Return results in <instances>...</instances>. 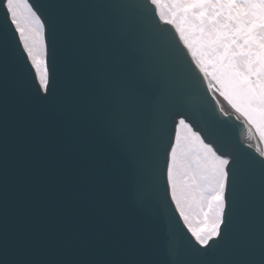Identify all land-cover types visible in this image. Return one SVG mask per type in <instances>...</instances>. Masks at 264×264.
I'll use <instances>...</instances> for the list:
<instances>
[{
    "label": "snow or ice",
    "instance_id": "6c2138e0",
    "mask_svg": "<svg viewBox=\"0 0 264 264\" xmlns=\"http://www.w3.org/2000/svg\"><path fill=\"white\" fill-rule=\"evenodd\" d=\"M0 16V264H264V0Z\"/></svg>",
    "mask_w": 264,
    "mask_h": 264
},
{
    "label": "water",
    "instance_id": "95a60500",
    "mask_svg": "<svg viewBox=\"0 0 264 264\" xmlns=\"http://www.w3.org/2000/svg\"><path fill=\"white\" fill-rule=\"evenodd\" d=\"M3 23V17L0 16V24ZM26 79L30 82V77H26ZM232 136L234 139H240L245 140L246 138V131L242 127H234L232 129ZM254 148V147H253ZM144 183V190H143V196L148 203L154 202V196L155 192L152 186L151 176L146 172L143 178ZM258 183H257V201H258ZM174 222V218H170L169 213H163L159 217V227L162 230H166L170 225ZM179 240V238H177Z\"/></svg>",
    "mask_w": 264,
    "mask_h": 264
},
{
    "label": "bare ground",
    "instance_id": "6f19581e",
    "mask_svg": "<svg viewBox=\"0 0 264 264\" xmlns=\"http://www.w3.org/2000/svg\"><path fill=\"white\" fill-rule=\"evenodd\" d=\"M254 147H264V144H258L256 140H252L251 138L247 139Z\"/></svg>",
    "mask_w": 264,
    "mask_h": 264
}]
</instances>
